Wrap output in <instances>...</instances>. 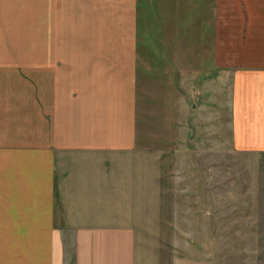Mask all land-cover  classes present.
<instances>
[{
	"label": "crops",
	"instance_id": "0c3cea01",
	"mask_svg": "<svg viewBox=\"0 0 264 264\" xmlns=\"http://www.w3.org/2000/svg\"><path fill=\"white\" fill-rule=\"evenodd\" d=\"M150 6L0 0V264H229L212 181L197 179V116L185 189L141 124V58L212 80L233 148L264 155V0ZM160 24L176 27L172 54L150 46Z\"/></svg>",
	"mask_w": 264,
	"mask_h": 264
},
{
	"label": "rangeland",
	"instance_id": "374dc122",
	"mask_svg": "<svg viewBox=\"0 0 264 264\" xmlns=\"http://www.w3.org/2000/svg\"><path fill=\"white\" fill-rule=\"evenodd\" d=\"M147 1L155 19L157 7L159 13L169 14L174 3L186 4L189 0ZM175 28L169 24L150 27V46L160 47L164 53L169 50L172 54L171 39ZM152 59L150 55L147 59L141 58L145 69L140 74L141 83L148 87L147 94L143 93L146 96L141 95L146 105L141 124L148 129V143L173 150L174 171L176 176L180 174V185L186 189V181L191 177L187 170L190 160L187 119L189 114L197 116V126L191 130L197 134V179L210 178L212 181L213 198L209 203L213 211L212 240L215 244L227 245L229 264H264V155L238 152L233 148L231 132L225 131L217 118L220 113L219 92L210 83L212 80L209 82L203 74L187 73L177 67L162 77L160 69L151 66ZM220 186L224 193L215 201L214 195ZM182 193L185 194L186 190ZM181 205L184 208L188 203L182 202ZM205 209L207 207H202Z\"/></svg>",
	"mask_w": 264,
	"mask_h": 264
}]
</instances>
